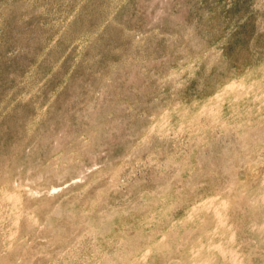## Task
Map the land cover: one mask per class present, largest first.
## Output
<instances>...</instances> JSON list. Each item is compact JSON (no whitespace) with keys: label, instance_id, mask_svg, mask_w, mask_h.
Here are the masks:
<instances>
[{"label":"rangeland","instance_id":"1","mask_svg":"<svg viewBox=\"0 0 264 264\" xmlns=\"http://www.w3.org/2000/svg\"><path fill=\"white\" fill-rule=\"evenodd\" d=\"M0 264H264V0H0Z\"/></svg>","mask_w":264,"mask_h":264}]
</instances>
